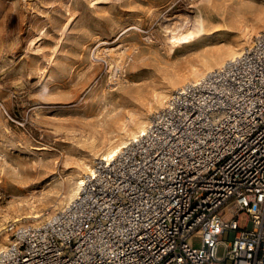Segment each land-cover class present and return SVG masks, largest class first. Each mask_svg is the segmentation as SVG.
<instances>
[{
    "label": "built area",
    "instance_id": "2783aa9c",
    "mask_svg": "<svg viewBox=\"0 0 264 264\" xmlns=\"http://www.w3.org/2000/svg\"><path fill=\"white\" fill-rule=\"evenodd\" d=\"M8 227L0 264H264V27L95 158L64 207Z\"/></svg>",
    "mask_w": 264,
    "mask_h": 264
},
{
    "label": "rangeland",
    "instance_id": "374dc122",
    "mask_svg": "<svg viewBox=\"0 0 264 264\" xmlns=\"http://www.w3.org/2000/svg\"><path fill=\"white\" fill-rule=\"evenodd\" d=\"M215 1L221 10L205 0H0V208L63 189L86 154L81 133L97 117L111 114L107 129L120 115L145 112L154 86L223 44L233 12L264 7V0ZM179 14L190 21L175 38L164 26ZM59 209L35 220L0 217V242L11 239L9 222L33 224ZM231 217L224 212L225 221ZM238 222L247 226V215ZM218 238L226 241L228 231ZM192 242L198 247L200 238ZM224 251L219 243L217 256Z\"/></svg>",
    "mask_w": 264,
    "mask_h": 264
},
{
    "label": "bare ground",
    "instance_id": "6f19581e",
    "mask_svg": "<svg viewBox=\"0 0 264 264\" xmlns=\"http://www.w3.org/2000/svg\"><path fill=\"white\" fill-rule=\"evenodd\" d=\"M205 5L208 8L219 6L221 10V4H217L215 0H205ZM176 18V21H168L164 26V31L170 33L175 38L180 34V28L187 25L190 21L186 14H179ZM204 24V18L198 13L193 21V27L197 32H200L203 31ZM263 24L264 7L255 8L250 15L240 13L239 11L233 12L232 18L227 23L229 30H227L223 36V44L202 54L195 62L191 63L183 73L167 76L164 85L154 86L148 94L149 96H144L143 98L147 106L145 112L128 113L122 115V117L120 115L119 118L114 120V128H109L108 126L106 129L105 124H110L107 118L111 114L108 113L101 116V118L97 117L94 124H91L88 130L82 131V142L86 148V154L82 152L79 162L76 164L75 176L69 178L71 180L67 182L63 189H56L51 193L48 192L51 195L46 199H43L44 195L24 200L13 199L6 204L4 209L0 208V211H2L0 217L6 219L7 215H10L14 222L22 218H31L35 220L43 215L41 212L42 210L47 208L55 210L56 208L64 207L76 195L81 183V177L90 169L94 159L100 156L108 158L114 155L126 141L142 131L148 123L147 117L154 111L153 108L161 106L164 104L163 102L166 101L167 96H169L168 92L170 86H181L188 82L198 80L207 71L219 67L227 59L240 56L244 48L243 44L248 41L250 31L254 32L257 28L263 26ZM181 38L185 39L186 37ZM114 115L115 114L112 116ZM47 217L48 216L44 219ZM41 222L42 221L33 224H39ZM6 245L7 243L4 238V240L0 242V250L5 248Z\"/></svg>",
    "mask_w": 264,
    "mask_h": 264
}]
</instances>
